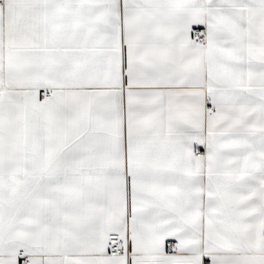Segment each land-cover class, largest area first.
<instances>
[{
	"label": "crops",
	"instance_id": "0c3cea01",
	"mask_svg": "<svg viewBox=\"0 0 264 264\" xmlns=\"http://www.w3.org/2000/svg\"><path fill=\"white\" fill-rule=\"evenodd\" d=\"M0 91V264H264V0H4Z\"/></svg>",
	"mask_w": 264,
	"mask_h": 264
},
{
	"label": "built area",
	"instance_id": "2783aa9c",
	"mask_svg": "<svg viewBox=\"0 0 264 264\" xmlns=\"http://www.w3.org/2000/svg\"><path fill=\"white\" fill-rule=\"evenodd\" d=\"M4 0H0V5H2ZM202 29L195 27L192 29V38L195 42L200 41L203 36ZM49 92H44V96H48ZM1 97V91H0ZM195 156L200 157L202 154V150L200 148L195 149ZM108 253L110 255L116 256H127L129 254L128 247H127V238L122 237L117 233H111L108 235ZM17 257L20 259V264H31L27 259V255L22 251L17 253Z\"/></svg>",
	"mask_w": 264,
	"mask_h": 264
}]
</instances>
